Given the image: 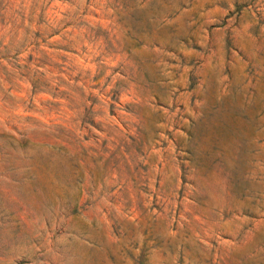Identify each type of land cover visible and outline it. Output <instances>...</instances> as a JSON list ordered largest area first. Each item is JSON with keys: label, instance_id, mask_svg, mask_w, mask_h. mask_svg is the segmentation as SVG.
I'll return each instance as SVG.
<instances>
[{"label": "rangeland", "instance_id": "rangeland-1", "mask_svg": "<svg viewBox=\"0 0 264 264\" xmlns=\"http://www.w3.org/2000/svg\"><path fill=\"white\" fill-rule=\"evenodd\" d=\"M0 264H264V0H0Z\"/></svg>", "mask_w": 264, "mask_h": 264}]
</instances>
